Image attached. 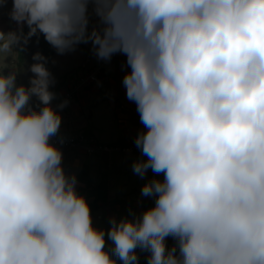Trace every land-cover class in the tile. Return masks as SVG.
<instances>
[{
	"label": "clouds",
	"instance_id": "obj_1",
	"mask_svg": "<svg viewBox=\"0 0 264 264\" xmlns=\"http://www.w3.org/2000/svg\"><path fill=\"white\" fill-rule=\"evenodd\" d=\"M11 3L28 32L0 31V51L42 34L58 54L90 43L99 60L126 57L145 129L132 170L155 174L141 188L154 203L93 225L51 142L67 101L53 107L37 52L27 85L0 70V264H264V0Z\"/></svg>",
	"mask_w": 264,
	"mask_h": 264
},
{
	"label": "rangeland",
	"instance_id": "obj_2",
	"mask_svg": "<svg viewBox=\"0 0 264 264\" xmlns=\"http://www.w3.org/2000/svg\"><path fill=\"white\" fill-rule=\"evenodd\" d=\"M12 9V3L11 0H8L6 4H4L3 8L0 9V18L5 17L9 13V11ZM27 29V30H26ZM28 32V27L26 26L23 29V34L26 35ZM20 33V32H19ZM45 40L43 35L40 34L37 36H32L28 42L25 44L23 39H21V43H18L13 46L11 54L5 55V61L1 62L0 65L3 63L5 65V69L9 67V64H11V59L14 57V64L15 66L12 68L10 66L11 71L15 70L14 68H17L18 61L20 62L22 59L27 60L25 68L30 69L29 65V58L31 57L30 50H35L36 46H38L37 42L39 40ZM7 41V39L5 38ZM25 46L26 52L22 54L21 58L19 57L18 50ZM28 47L31 48L28 50ZM54 56L52 58L53 64L56 66L55 69L52 71V77L54 78V83L50 86V91L56 94V98L52 101L54 105H59L60 103L65 100L66 94L70 93L72 91V87L74 85L78 84V81L81 77H87L91 71H96L98 68H100L103 65L104 70L97 75L98 79L97 82H93L92 85L103 87L109 79L115 81V86H117L119 89L121 88L122 91H124V95H118L119 91L118 88L115 89V95L116 98L112 96L111 93L105 94V100L99 101L100 98H94L91 97V100H88L87 106H83L82 109H80V115H82V121L84 123V126H82L79 131L82 133H86V136L91 135L92 133L96 135V137L99 139L98 131L102 132V129L108 128L112 132L105 133V138H109L110 140L106 141L109 144H106L108 146H113L116 143H113L116 141L118 136L120 137L121 133H123V129L121 126L123 124L120 123L118 117L120 114L124 113L123 106L126 107L127 102V96H126V89L123 85V80L120 81V79H117V76L120 75L124 77V75L127 73H124V75H121V73L118 71V75H113L111 78L109 75V67L114 62V56L112 57L111 61L106 62L103 60H99L94 53L91 50V44H80L76 47L75 51L66 52L64 54H58L57 51L54 49ZM117 58H123V62L125 63L126 57L122 54H116ZM3 58V56H2ZM96 59V60H95ZM95 61V62H93ZM10 71V72H11ZM16 71V70H15ZM25 72L27 74V71L19 70L18 73ZM9 71L5 70V74H8ZM33 76V73L30 72L26 78L22 81V84L27 85L29 83L30 78ZM122 79V78H121ZM70 87V88H69ZM86 88V87H85ZM85 88L77 90L78 92H82ZM104 88V87H103ZM102 88V89H103ZM125 89V90H124ZM121 92V91H120ZM78 93H76L77 95ZM103 95V94H102ZM33 101H38L35 97L32 98ZM75 100H73L70 104H74ZM70 104H67L70 105ZM130 106V103L128 104ZM130 109L133 107H129ZM64 109V107H63ZM60 113L63 110H58ZM91 111H94V116H91ZM65 117V114H62ZM120 118V117H119ZM63 119V118H62ZM72 119H75V116H72ZM108 120V121H107ZM110 120V121H109ZM60 127V130L58 133H68V131H72L71 125ZM116 137V138H115ZM134 140V139H133ZM135 142V141H134ZM81 154H85L83 151L80 152ZM107 154L108 158H111V161L107 159L104 155H100L102 158V162L105 166L109 162V164H115L113 168H111L108 171L107 180L109 181V188L107 195L108 197V203L101 206L100 209L94 214L91 213L93 223L96 224L99 222V217L105 215L109 219L113 216L116 217L117 210L119 208V204L124 203L125 201L134 202L137 206L140 205V202L142 200H151L150 197H143L141 195V188L143 184L146 182L147 179L153 178L155 174L149 170L147 177L145 179H141L137 175L133 173L132 170V164L134 161L138 159H142L141 155L137 154H124V153H103ZM94 155V154H90ZM116 161V162H115ZM102 176L100 172H95V177L99 179V177ZM162 179V174L157 177ZM97 179V180H98ZM104 182H102L103 184ZM101 184V183H100ZM104 186V185H103ZM101 193H104V191L101 190ZM117 200L119 201L117 203L113 201Z\"/></svg>",
	"mask_w": 264,
	"mask_h": 264
},
{
	"label": "crops",
	"instance_id": "obj_3",
	"mask_svg": "<svg viewBox=\"0 0 264 264\" xmlns=\"http://www.w3.org/2000/svg\"><path fill=\"white\" fill-rule=\"evenodd\" d=\"M11 11V10H10ZM9 11V13H10ZM9 13L7 15H5V17H1L0 18V31H2L5 34H8L10 32H16L19 34L21 27L24 29L27 25H18L16 23V21L12 20L10 18ZM5 38L7 39V36H5ZM0 40V44H3L5 42H7L6 40ZM21 43V42H20ZM14 49V48H13ZM31 49L28 47V50ZM22 50V51H21ZM53 52H52V56L50 58L49 61L46 62L45 66L47 67V69L52 73V71L55 69V65L52 62V58L55 54L54 52V48H52ZM12 51V50H11ZM26 52V47L23 46L18 50L19 53V57L21 58L22 54ZM31 53V57L29 58V65L31 66L33 64V58H32V53L33 51L30 50ZM7 54H11L10 51H0V61L4 62L5 61V55ZM21 54V56H20ZM3 56V58H2ZM13 59H11V64H9V67L5 69V65H3V63L0 65V70L4 71H11L10 66H12V68L15 66L14 64V57H12ZM96 60V59H95ZM26 61L25 59H22L20 62L18 61L17 64V68H14L16 71L19 70H24L27 71V74L25 72H22L21 74L18 73L17 75V83L18 84H22V81L26 78V76L31 72L29 70V68H25L26 66ZM95 62V61H93ZM118 71L121 73V75H124V73L130 71V69L127 67L126 65V61L125 63L123 62V58H117L116 54L114 55V62L111 65V67H109V75L111 78L113 75H118ZM122 78V79H121ZM117 79H120V81L123 80V77L118 75ZM115 81L109 79L108 82L101 88L99 86H88L86 87L82 92H78V94L75 96L74 100L75 103L72 105H66L64 107V109L62 108L61 110H63V112L61 111V116H62V125L63 126H68L71 125L72 131H68V133H74V132H80L79 130L82 129L81 127L84 126V123L82 121V115H80V109L83 108V106H87L88 104V100H91V97L94 98H100L99 101L97 103H99L102 100H105V94L111 93L113 97H117L115 95V89L118 88L117 86H115ZM70 88V87H69ZM125 90V89H124ZM119 94L118 95H124V91L121 90V88L119 89ZM121 91V92H120ZM103 94V95H102ZM65 101V100H63ZM32 104H38V101H33L32 99ZM130 103V106H128V104ZM53 107H56V105H54L52 103ZM129 107H133V108H129ZM124 108V113L120 114L118 119L120 121L121 124H123L121 126V128L123 129V133H121L120 137L118 136V138L116 139L115 142L116 144H124L127 142H131L133 144H135V138L137 136V134L141 131H144V126L141 124L140 122V117H139V113L137 112V108H136V104L130 100L127 99L126 102V107L123 106ZM59 110V109H57ZM65 114V117L62 115ZM75 116V119H72V116ZM91 116H94V111H91ZM108 121V120H107ZM110 121V120H109ZM62 127V126H61ZM112 132L110 129L108 128H104L102 129V132L98 131V137L99 139L96 137L95 134H91L88 137H91L93 139H95V141L97 143L100 144H109L106 141L110 140L109 138H105V133H110ZM86 135V133H85ZM116 138V137H115ZM134 139V140H133ZM62 151V150H61ZM63 152V166L66 170V172L68 174H75L76 178H77V191L82 194L87 201L90 200V191L92 188H87V184L84 181L83 177L81 179L80 174L82 173V169L84 170L85 168L88 169L89 171V179L91 180L93 186H97L100 183L104 182L107 185V188H109V181L107 180V175L109 174L108 171L114 167L115 164H109V162L107 164H103L102 162V158L107 157V159H109V161H111V158H108L107 154H103V153H96L94 155H86V154H81L80 152ZM104 155L105 157H101L100 155ZM116 162V161H115ZM95 172L97 175V172H100L102 174V176L98 178L95 177ZM111 173V171H109ZM98 179V180H97Z\"/></svg>",
	"mask_w": 264,
	"mask_h": 264
},
{
	"label": "built area",
	"instance_id": "obj_4",
	"mask_svg": "<svg viewBox=\"0 0 264 264\" xmlns=\"http://www.w3.org/2000/svg\"><path fill=\"white\" fill-rule=\"evenodd\" d=\"M104 70L103 65L96 71H91L89 75L81 77L77 85L72 87V91L66 94L65 101L70 104L78 93L77 90L83 89L88 86H92L93 82H97V75ZM51 142L54 143L58 148L65 152H84L85 154H96V153H124V154H137L141 155L140 150L131 142L121 146L115 144L108 146L97 143L95 139L86 136L82 132L74 133H58L56 136L51 138Z\"/></svg>",
	"mask_w": 264,
	"mask_h": 264
},
{
	"label": "trees",
	"instance_id": "obj_5",
	"mask_svg": "<svg viewBox=\"0 0 264 264\" xmlns=\"http://www.w3.org/2000/svg\"><path fill=\"white\" fill-rule=\"evenodd\" d=\"M27 30V29H26ZM38 46H36V49L35 50H32L33 51V55L37 52L41 53L44 57L47 58V61L50 60L51 56H52V46L50 44L47 43L46 40H39V42H37ZM22 51V50H21ZM33 55H32V58H33ZM21 56V54H20ZM46 61V62H47ZM33 63H35V61L33 60ZM127 143H124V144H121L119 143V145L123 146ZM86 155H89V154H86ZM80 177L82 179H84V181L86 182L87 184V188H92L91 191H90V200H88V203L90 205V208H91V213H96L101 206L105 205L108 203V195H107V192H108V189H107V185L105 183H101L97 186H93L91 180L89 179V171L88 169H82V173L80 174ZM104 185V186H103ZM101 190L104 191V193H101ZM117 200H114L113 201V204L114 202H116ZM119 201H117L118 203ZM154 203L153 199L151 200H142L140 202V205L137 206L136 203L134 202H129V201H125L124 203L122 204H119V208L117 210V214H116V218L119 219L120 217L122 216H125L129 213V210H134L136 212H140L142 210H144L145 208L147 207H150L152 204ZM109 218L105 215L99 217V222L94 224L93 225L99 229H107L109 227ZM167 243L169 245V247L172 246V244L174 243V241L172 240L171 237L168 238L167 240ZM111 245H112V242L111 241H107L106 243V248L110 249L111 248ZM146 257H147V253H140V259H139V264H147V260H146Z\"/></svg>",
	"mask_w": 264,
	"mask_h": 264
}]
</instances>
